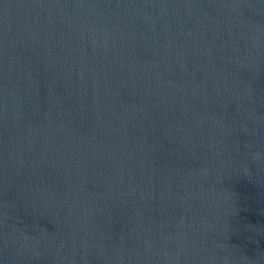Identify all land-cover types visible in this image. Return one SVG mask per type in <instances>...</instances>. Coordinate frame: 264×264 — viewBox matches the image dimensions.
<instances>
[{"label":"water","instance_id":"1","mask_svg":"<svg viewBox=\"0 0 264 264\" xmlns=\"http://www.w3.org/2000/svg\"><path fill=\"white\" fill-rule=\"evenodd\" d=\"M0 264H264V0H0Z\"/></svg>","mask_w":264,"mask_h":264}]
</instances>
